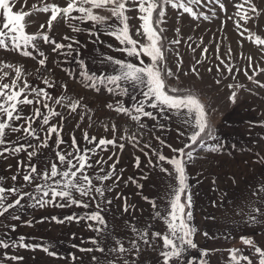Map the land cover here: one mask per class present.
Masks as SVG:
<instances>
[{
    "label": "snow or ice",
    "instance_id": "snow-or-ice-1",
    "mask_svg": "<svg viewBox=\"0 0 264 264\" xmlns=\"http://www.w3.org/2000/svg\"><path fill=\"white\" fill-rule=\"evenodd\" d=\"M17 4H20V7L14 11ZM26 5L27 0H0V49L31 58L39 65L35 75L28 72L26 76L24 65L4 63L0 60V158L7 161L17 154H24V159L17 160V171L8 178L11 183H6V178L0 176V218L10 217L12 221H21L20 210H26L29 202L30 207L40 209L75 206L86 211L83 215L74 213L62 218L45 216L36 222H88L86 227L97 233V236L90 239L93 247H82L79 251L88 254L99 253L100 255L90 256L92 264H143V257L149 250L156 254L157 264L161 261L162 264H210L211 255L219 249L200 248L196 236L199 233L206 240L212 241L217 237L216 233L200 232L194 223L195 193L190 183L188 166L199 158L201 151L223 154L225 142L209 118L210 106L202 102L191 89L170 83L173 79L179 80L182 59L176 62V71H173L168 64L167 53L174 51L172 45L180 44L181 30L176 27V38L168 40L167 29L162 25L166 22L169 8L182 10L177 16V23L179 17L185 13L193 21H209L217 17L216 8L209 9L211 16L199 11V8L202 5H218L220 10L227 12L225 3L222 0H64V5L61 6L59 3L39 0V6L33 3L31 8L25 11ZM234 7L235 12L227 19L233 20L235 17L236 28H243L240 35L243 37L247 33V40L257 46H264V38L246 27L250 21L255 22L264 17V5L258 7L254 0H239L234 3ZM34 13L49 14L46 20L47 30H44L45 24L41 23L38 31H27L30 21L26 18ZM133 19L139 21V25L135 27V38L129 23ZM61 22L63 27L74 35L63 34L58 40L56 35L60 33ZM85 33L87 36H84L82 43L78 37ZM101 35L118 42L116 47L113 43H108L107 48L121 53L123 58L103 55L96 61L98 66L93 69L84 52L88 50L89 38L93 45L103 44ZM202 52L207 54L208 49L202 48ZM230 53L231 48L226 55ZM50 54L74 62L78 72L73 74L69 69L64 71L73 78L78 77L83 87L94 93L103 91L115 97L112 102H106L104 107L129 118L138 129L144 130L148 127L147 122L151 121V127L158 128L161 132L173 131L168 124V121H173L176 139L181 142V146L173 147L161 135L154 137L156 146L142 143V131L140 136L135 133L129 135L127 128L120 129L114 122L104 125L105 133L110 132L111 137L98 138L95 135L90 136L86 130H81L83 143H78L77 137L72 133L66 142L62 135L65 121L78 120L74 127L80 129V122H83L86 116L91 120L92 109L83 102V97L73 99L67 94V83L58 85L55 80L44 75L41 69L48 70ZM176 55L179 56V53L176 52ZM217 59L219 63L216 65V71L231 75L233 66L226 63L225 59ZM245 59L248 65L244 75L264 89V83L254 78L264 73V68L254 67L252 56ZM53 62L59 64L60 60L54 58ZM202 63L203 61H197V64ZM5 69L14 73L10 80V72ZM248 69L252 70L253 75L248 74ZM212 70L211 67L207 69L208 72ZM189 72L200 78L196 65H193ZM189 72H184L183 75L187 76ZM28 76H34L33 83L29 82ZM41 83L46 87L39 86ZM221 83V79L215 80L216 85ZM227 87L233 89L229 100L235 104L238 90L244 85L228 84ZM56 88L62 89V92L53 96L52 91ZM124 98L128 99L127 103ZM53 104L60 106L64 111H58ZM260 126L264 127V121L260 122ZM118 131L119 138L116 136ZM53 145L56 148L53 159H46L43 166L33 162L44 155L45 149ZM126 145L140 153L134 156L135 167L141 169L144 165L147 166L141 173L140 180L128 178L137 189H144L158 174L168 178L167 188L161 198L165 205L163 210L160 209L156 198L143 196V200L150 205L151 218L166 226L164 232L153 230L151 225L139 227L138 222L132 223L130 220L124 221L127 232L123 237L114 228L109 227L106 214L113 204V199H109L108 194L115 192L119 187L122 176L121 170L117 168L120 164L119 153L123 152ZM230 147L235 149L236 145ZM163 148L169 149L172 155L164 154ZM103 152L109 153L106 158L101 156ZM256 156V163L264 165V156L259 153ZM141 157L144 158L143 161ZM7 167L11 170L12 165ZM211 183L215 186L216 180ZM215 190L213 187V191ZM253 195L257 200L264 202V183ZM115 199L122 201V215L134 214L138 210L135 204H129L128 198L119 193ZM222 203L224 201L219 199L210 202L213 208ZM247 216L249 224L264 225V204L250 206ZM209 218L215 219L211 213ZM23 222L29 227L34 226L33 220ZM2 226L11 232H15L17 228L16 224ZM73 237L75 238V234ZM240 239L252 249L258 258V264H264V249L258 246L253 238L241 236ZM26 240L25 236L11 239L8 233H5L0 236V249L23 248L32 252L39 250L49 257L63 259L58 252L52 250V242L45 243L43 238L33 243ZM73 247L78 246L73 244ZM228 252L229 264H254L253 258L244 255L240 249L231 248ZM70 259L75 262L81 258L72 254ZM23 260L22 255L5 253L0 264Z\"/></svg>",
    "mask_w": 264,
    "mask_h": 264
},
{
    "label": "rangeland",
    "instance_id": "rangeland-1",
    "mask_svg": "<svg viewBox=\"0 0 264 264\" xmlns=\"http://www.w3.org/2000/svg\"><path fill=\"white\" fill-rule=\"evenodd\" d=\"M46 2L64 5V0H46ZM222 2L225 3L227 12L220 10L218 5H202L199 8V11H203L210 16L211 12L209 9L211 7L216 8L218 18L213 17L209 21L202 19L193 21L185 13L179 17V23H177V16L179 15V11L182 10L169 8L165 17L166 22L162 26L167 29L166 36L168 40L176 38V27H179L181 30L180 44L172 45L171 47L174 51L167 53V61L169 66L173 68V71H176V62L182 59V67L178 73L179 80L173 79L170 83L178 85L181 88L191 89L201 98L202 102L210 106L209 118L217 128L219 136L225 142L223 154H211L201 151L199 158L188 166L190 183L195 193L194 223L200 232L209 231L210 234L216 233L217 237L214 241L206 240L198 233L196 240L200 248L219 249V251L211 255L210 264H229L228 249L231 248L240 249L244 255L253 258L254 264H258V258L255 257L254 252L249 246L243 244L240 237L253 238L256 244L264 249V225L249 224L247 216L250 206H261L264 204V202L257 200L253 195L261 184L264 183V165L256 163L257 153L264 156V127L260 126V122L264 121V89L249 81L244 75V71L248 65V61L245 59L247 56L253 57L252 64L254 67L264 68V51H262L264 46H257L252 41L247 40V33L242 37L240 32L243 31V28L239 30L236 28L235 17L233 20L227 19L229 15L235 12L234 3L239 2V0H233V2L222 0ZM254 2L257 3L258 7L264 5V0H254ZM33 3L39 6V0H27L24 10L28 11ZM19 7L20 4H17L14 11L18 10ZM129 15L134 14L129 13ZM48 16L49 14L46 13H34L31 17L26 18L30 21L27 31L30 33L38 31L41 23L45 24L44 30H47L46 20ZM129 23L135 38V27L139 25V21L133 19ZM61 25L60 33L56 35L58 40L60 39V35L63 34L74 35L69 29L63 27L62 22ZM246 27L251 32H255L264 38V17L255 22L250 21ZM55 32L54 22L53 33ZM84 36H87V33L78 37L82 43ZM101 40L104 41L103 44L93 45L89 38L88 50L84 52V55L88 57L87 62H89L90 67L93 69L98 66L96 61L102 58L103 55H113L116 58H123L121 53L107 48L108 43H113V46L116 47L118 46V42L103 35H101ZM165 43L167 44V41ZM44 48L46 50L47 46L45 45ZM202 48H207L208 53H203ZM229 48H231V53L230 55H226ZM89 52L91 53L90 56ZM176 52L179 53V56L176 55ZM217 57L225 59L226 63L233 66V73L231 75H228L226 72L218 73L216 71V65L219 63ZM54 58L60 60V63H54ZM0 60H3L4 63L24 65L26 76L28 72L35 75L36 69L39 67L31 58H24L17 53L5 52L2 49H0ZM197 61H203V63L197 64ZM193 65L197 66L200 78L189 72V69ZM209 67L213 69L212 72L207 71ZM47 69V71L41 69L45 76L51 80H55L58 85L67 83V94L72 96L73 99L83 97V102L92 109L91 120L86 116L84 121L80 122V129L74 127L79 122L78 120L70 119L65 121L62 135L66 142L69 141L70 133H72L77 137L78 143H83L81 141V130H86L90 136L95 135L98 138L102 136L111 137L110 132L105 133L104 125H110L114 122L120 129L127 128L129 135L135 133L140 136L142 131V143H151L153 146H156L157 141H155L154 137L161 135L173 147L181 146V142L176 139L174 131L175 123L171 120L168 121V124L173 131L161 132L160 129L151 127L153 123L151 121L147 122L148 127L140 130L129 118L107 110L104 107L105 103L112 102L116 98L109 96L103 91L96 94L92 90L83 87L78 77L73 78L69 76L64 69H69L73 74L78 72L74 62H68L62 57L50 54ZM5 71L10 72L8 78L10 80L14 76V73L10 69H5ZM184 72H189V75H183ZM248 74L253 75L251 69H248ZM233 76L235 77L234 79ZM27 78L30 83L34 82V76H28ZM254 78L264 83V73ZM216 79H221L222 83L216 85ZM228 84L244 85L243 88L238 90L237 102L235 104H232L229 100L233 89L228 88ZM39 86L46 87L42 83ZM61 92L62 89L56 88L52 91V95L56 96ZM124 99L127 103L128 99ZM53 107H56L58 111H64L60 106L53 104ZM116 136L119 138V131L116 133ZM119 142L123 143L124 141ZM33 144H35V141H33ZM233 144L236 145L235 149L230 147ZM112 150L115 151V149ZM55 151L56 148L53 145L51 148L45 149L44 155L33 162L43 166L46 159H53ZM162 151L166 155H172L167 148H163ZM108 154V152H103L101 156L106 158ZM119 155L120 164L117 168L121 170L122 176L119 187L115 189V192L108 194V198L113 199V204L106 214L109 227L114 228L121 237L127 232L124 225L125 220H130L132 223L138 222L139 227L151 225L155 231H166V226L162 222L151 218L150 205L143 200V196L147 195L150 198H156L160 209L163 210L165 205L161 198L167 188L168 178L163 174H158L145 185L144 189H137L135 184L129 181L128 178L133 177L136 180H140L141 173L145 171L147 166L144 165L141 169L135 167L134 156L140 155V153L130 145H126L123 152L119 153ZM22 159H24L23 153L17 154L16 157H11L7 161L0 158V176L6 178V183H11L8 178L17 171V160ZM141 159L143 161L144 158L141 157ZM9 164L12 165L11 170L7 167ZM149 175L151 176L150 173ZM212 180H216L215 186L212 185ZM233 180H235V183H233ZM213 187H215V191H213ZM117 193L127 197L129 204H135L138 210L134 214L128 213L122 215V201L115 199ZM214 199L222 200L224 203L213 208L210 202ZM30 204L31 202H29L26 210H20L21 221H12L10 217L8 219L0 218V236H3L5 233H8L11 239L25 236L27 238L26 242L29 243L43 238V242H52L54 244L52 250L58 252L63 259L49 257L39 250L32 252L23 248H11L0 249V260H3L5 253H7L8 255H22L24 257L23 261H12L11 264H92L90 256L100 255L99 253L88 254L79 251V248L82 247H93L90 239L97 236V233L86 227L88 222H69L65 224H56L50 220L44 223L36 222L45 216L62 218L74 213L83 215L86 210L75 206L40 209L32 208ZM209 213L215 219L209 218ZM24 220H33L34 226H27L23 222ZM8 224H16V231L11 232L8 228L2 226ZM73 234H75V238ZM32 238H36V240ZM73 244L78 247L74 248ZM72 254L81 259L73 262L70 259ZM143 264H157L156 254L151 253V250H149V253L143 257ZM160 264H162V261ZM242 264H245V262H242Z\"/></svg>",
    "mask_w": 264,
    "mask_h": 264
}]
</instances>
